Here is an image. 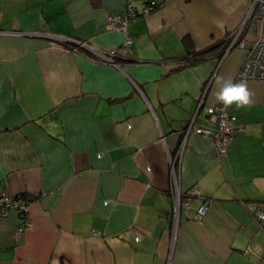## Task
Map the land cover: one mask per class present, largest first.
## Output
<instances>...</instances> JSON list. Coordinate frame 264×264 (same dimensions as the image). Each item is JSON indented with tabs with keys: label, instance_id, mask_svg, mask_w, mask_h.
I'll return each instance as SVG.
<instances>
[{
	"label": "crops",
	"instance_id": "crops-1",
	"mask_svg": "<svg viewBox=\"0 0 264 264\" xmlns=\"http://www.w3.org/2000/svg\"><path fill=\"white\" fill-rule=\"evenodd\" d=\"M148 1L0 0V193L28 195L31 221L18 234L21 212L0 217V264H264L244 252L252 237L264 250V83L244 79L254 103L227 108L245 130L226 154L189 134L177 182L169 158L202 98L195 122L213 126L216 78L241 80L245 50L222 56V42L252 0H151L140 13ZM128 3L130 53L102 60L91 46L125 41L105 19ZM190 187L211 198L201 220L199 197L173 215Z\"/></svg>",
	"mask_w": 264,
	"mask_h": 264
},
{
	"label": "built area",
	"instance_id": "built-area-1",
	"mask_svg": "<svg viewBox=\"0 0 264 264\" xmlns=\"http://www.w3.org/2000/svg\"><path fill=\"white\" fill-rule=\"evenodd\" d=\"M155 8V3L153 1H148L143 4L140 13L148 14ZM138 15V11L128 3L124 11L121 13H109L105 19V27L109 29H118L119 31L126 34L125 41L118 47L111 48L106 51L95 49L91 46V50L95 52V56L98 58L115 62L118 58H126L130 53L131 43L135 39V35L130 33L128 30L129 24L133 18ZM248 29L254 30L253 38L247 42L243 38L242 34ZM232 37L227 44L224 56L231 46H237L245 50V55L242 64L237 72L238 79H250L257 80L264 83V0H252L251 5L242 19L241 23L234 28L231 32ZM227 36V35H226ZM87 44V42H84ZM64 44V42H63ZM88 45V44H87ZM89 46V45H88ZM264 101V99H262ZM203 98L200 99L196 105L195 112L192 118L185 125L184 130L181 131V143L176 148L173 156L171 155V171L174 182H177V163H179L180 157L185 146L186 138L189 134H200L211 140L213 146L215 147L217 154L222 156L227 153L230 146L231 139L237 131L245 130L243 124L236 123L237 116L230 115L225 108L219 102L205 106V112L212 120L213 126H202L195 122L196 114L202 107ZM173 161L177 163H173ZM177 192V191H175ZM175 201L173 204V215L176 218L178 210L182 206H188L193 198L199 197L201 199L199 205L197 206L192 218L194 220H201L211 202V198L201 194L200 190L196 187H190L180 194L177 192ZM28 198L26 196H16L6 192L0 193V217H5L8 215L9 210L16 209L24 215V220L22 225L17 229V233L31 225L29 217L24 214L27 208ZM254 218L258 223V230L264 229V211L255 210ZM245 253L252 254L256 257H261L264 254V250L260 248L257 244L256 239L252 237L244 250Z\"/></svg>",
	"mask_w": 264,
	"mask_h": 264
},
{
	"label": "clouds",
	"instance_id": "clouds-1",
	"mask_svg": "<svg viewBox=\"0 0 264 264\" xmlns=\"http://www.w3.org/2000/svg\"><path fill=\"white\" fill-rule=\"evenodd\" d=\"M220 85L215 93L216 100L225 108L235 105L237 109L250 107L254 103V92L249 88L246 80L233 82L231 79L216 78Z\"/></svg>",
	"mask_w": 264,
	"mask_h": 264
},
{
	"label": "water",
	"instance_id": "water-1",
	"mask_svg": "<svg viewBox=\"0 0 264 264\" xmlns=\"http://www.w3.org/2000/svg\"><path fill=\"white\" fill-rule=\"evenodd\" d=\"M39 35V34H38ZM47 37H51L52 39L59 41V42H72L73 44L79 46V47H89L87 44H84L83 41L75 40V39H69V38H62V37H52L51 35H48ZM234 46H231L229 50H231Z\"/></svg>",
	"mask_w": 264,
	"mask_h": 264
},
{
	"label": "trees",
	"instance_id": "trees-1",
	"mask_svg": "<svg viewBox=\"0 0 264 264\" xmlns=\"http://www.w3.org/2000/svg\"><path fill=\"white\" fill-rule=\"evenodd\" d=\"M223 41H228V40H223ZM184 42H185V44L189 45V44H188L189 41H188L187 39H184ZM224 43H225V42H222V45H223L222 48H225V49H226L227 46H225ZM227 44H228V43H227ZM225 49H224V50H225ZM24 195H25V194H23V196H24ZM26 197H27L28 200H29L30 197H29L28 195H26Z\"/></svg>",
	"mask_w": 264,
	"mask_h": 264
},
{
	"label": "bare ground",
	"instance_id": "bare-ground-1",
	"mask_svg": "<svg viewBox=\"0 0 264 264\" xmlns=\"http://www.w3.org/2000/svg\"><path fill=\"white\" fill-rule=\"evenodd\" d=\"M133 6V5H132ZM139 14V13H138ZM231 34V33H230ZM231 37H232V34L230 35V40H231ZM235 47V46H234ZM179 194L181 193V192H178ZM177 195L175 194V197H176Z\"/></svg>",
	"mask_w": 264,
	"mask_h": 264
},
{
	"label": "flooded vegetation",
	"instance_id": "flooded-vegetation-1",
	"mask_svg": "<svg viewBox=\"0 0 264 264\" xmlns=\"http://www.w3.org/2000/svg\"><path fill=\"white\" fill-rule=\"evenodd\" d=\"M226 37V36H225ZM228 42V41H227ZM229 43V42H228Z\"/></svg>",
	"mask_w": 264,
	"mask_h": 264
}]
</instances>
